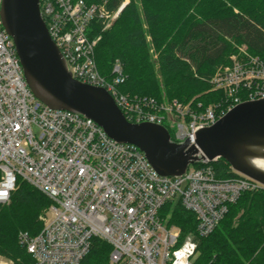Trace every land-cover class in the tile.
<instances>
[{"label": "built area", "instance_id": "2783aa9c", "mask_svg": "<svg viewBox=\"0 0 264 264\" xmlns=\"http://www.w3.org/2000/svg\"><path fill=\"white\" fill-rule=\"evenodd\" d=\"M127 1L110 11L104 3L85 0H40V10L72 76L105 88L130 122L164 125L171 141L195 144L199 127L213 125L243 101L264 98V62L245 45L212 76L214 88L227 96L224 107L121 91L126 80L121 60H115L112 77L103 75L95 57L97 40L89 32L96 19L110 27ZM2 2L0 204L10 202L19 178L51 200L39 216L46 221L40 232L19 234L34 264H82L94 238L112 246L111 264H193L197 241L181 239V229L161 215L164 206L180 204L194 213L198 235L207 236L230 203L245 191H264V185L240 173L220 178L204 160L182 175H161L138 146L114 140L92 118L44 104L30 89L3 26ZM0 264L15 263L0 257Z\"/></svg>", "mask_w": 264, "mask_h": 264}, {"label": "trees", "instance_id": "16d2710c", "mask_svg": "<svg viewBox=\"0 0 264 264\" xmlns=\"http://www.w3.org/2000/svg\"><path fill=\"white\" fill-rule=\"evenodd\" d=\"M85 1H106L116 11L125 0ZM121 12L105 31L102 20H94L89 36L98 39L95 57L103 75L112 77L115 60H121L124 93L177 99L193 107H224L227 96L211 79L220 66L230 64L236 52L233 42L246 45L264 62V0H130ZM147 34L159 52L158 69L149 55ZM210 165L220 178L241 176L224 159ZM51 203L39 189L18 179L10 202L0 204V255L15 264H34L19 234L39 233V216ZM161 215L181 229L182 240L193 236L197 241L193 264H264L263 190L243 192L207 236L198 235L195 214L180 204L167 203ZM111 251L108 242L94 238L82 264H109Z\"/></svg>", "mask_w": 264, "mask_h": 264}, {"label": "water", "instance_id": "95a60500", "mask_svg": "<svg viewBox=\"0 0 264 264\" xmlns=\"http://www.w3.org/2000/svg\"><path fill=\"white\" fill-rule=\"evenodd\" d=\"M1 19L30 89L50 108L92 118L114 140L138 146L161 175H182L190 164L224 159L264 185V98L243 101L213 125L199 127L195 144L176 143L164 125L130 122L105 88L72 76L41 15L40 0H3Z\"/></svg>", "mask_w": 264, "mask_h": 264}, {"label": "rangeland", "instance_id": "374dc122", "mask_svg": "<svg viewBox=\"0 0 264 264\" xmlns=\"http://www.w3.org/2000/svg\"><path fill=\"white\" fill-rule=\"evenodd\" d=\"M129 1L130 0H128L127 1V3H129ZM102 3H104V4H106V1H104V2H102ZM116 21V20H115ZM115 21L111 24V26L110 27H112L113 25H114V23H115ZM110 27H107V25L105 24V23H103L102 24V31H105V30H107L108 28H110ZM105 30H104V29ZM96 40H97V42H98V39L96 38ZM149 40V41H148ZM147 42H148V44H149V55H150V58H151V61H152V63H153V65L156 67V69H158L159 68V52L157 51V48H156V44L154 43V40H153V37L150 35V34H147ZM233 45L235 46V48H236V52H238L239 51V49H240V47H243L244 46V44L242 45V44H238V43H236V42H233ZM246 46V45H245ZM247 50H248V48H247ZM235 52V53H236ZM234 53V54H235ZM154 54V55H153ZM44 217H49V215L46 213V215L44 216ZM39 220H40V222H42V227L45 225V220L43 219V220H41L40 218H39ZM0 257H4V258H6L5 256H3V255H0ZM10 259V258H9ZM14 261V260H13ZM109 264H111V262H110V257H109Z\"/></svg>", "mask_w": 264, "mask_h": 264}, {"label": "bare ground", "instance_id": "6f19581e", "mask_svg": "<svg viewBox=\"0 0 264 264\" xmlns=\"http://www.w3.org/2000/svg\"><path fill=\"white\" fill-rule=\"evenodd\" d=\"M98 3H100V2H98ZM106 5V4H105ZM126 7V6H125ZM122 13V12H121ZM104 29V28H103ZM105 30V29H104ZM149 41V40H148ZM154 55V54H153ZM98 65V64H97ZM42 223V222H41Z\"/></svg>", "mask_w": 264, "mask_h": 264}]
</instances>
